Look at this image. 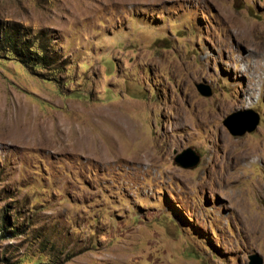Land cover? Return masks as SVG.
<instances>
[{
    "label": "rangeland",
    "instance_id": "374dc122",
    "mask_svg": "<svg viewBox=\"0 0 264 264\" xmlns=\"http://www.w3.org/2000/svg\"><path fill=\"white\" fill-rule=\"evenodd\" d=\"M0 36V107L51 137L0 129V264L264 261V0H0Z\"/></svg>",
    "mask_w": 264,
    "mask_h": 264
},
{
    "label": "bare ground",
    "instance_id": "6f19581e",
    "mask_svg": "<svg viewBox=\"0 0 264 264\" xmlns=\"http://www.w3.org/2000/svg\"><path fill=\"white\" fill-rule=\"evenodd\" d=\"M5 108L0 107V129H1V127L6 128V129H9L10 132H11V133H9V135H11L10 138L15 139L16 141L18 140L19 143L20 142H25L26 143V142L30 141V142L36 143L38 145L39 144L40 145L41 144H44L45 145V144H48L50 142V138L51 137H50L49 126H47V125H42V126H39L38 125L37 126L36 123L33 122V120L25 119V118L22 119L20 116L19 117H14V116L11 115V113L8 116H6L7 115V112H6ZM225 108H228V106H225ZM27 110H28V108H27ZM28 112H29V110H28ZM108 117L110 118L112 124L115 127H117V129H118V134H116L115 137H113V140H115L116 142H117V140L120 141L119 139L122 138V135H123V137H127V138H130L131 136L132 137H135V135L134 136L132 135L133 134V128H132L131 122L126 118V115L125 114H123L122 112H120L118 110H113V112L109 113V116ZM182 120H184V118ZM53 125H54V123H53ZM51 129H52V127H51ZM3 133H4L3 130H0V139L1 138L3 139V136H4ZM70 134L73 135L74 142L72 144H69V145L70 146L72 145L71 147L74 148V149H76V150L80 149L79 146H81L82 141H79L78 140V134L76 132H72ZM6 136H4V137H6ZM63 136H64V134H63ZM68 136H69V134L66 135L67 138H68ZM88 137L85 140V142L87 141L88 143H90L89 146L90 145L95 146V144L93 143V140L91 141L90 138H88ZM128 140H130V139H128ZM66 142H68V141H66ZM228 143H229V145H231V143L229 142V139H228ZM52 144H53V142H52ZM65 147H68V146L65 145ZM65 147H64V149H65ZM74 149H72V150H74ZM93 150H94V148H93ZM144 157L147 158V159H150L151 158V152H150V150H148V151L146 150Z\"/></svg>",
    "mask_w": 264,
    "mask_h": 264
},
{
    "label": "water",
    "instance_id": "95a60500",
    "mask_svg": "<svg viewBox=\"0 0 264 264\" xmlns=\"http://www.w3.org/2000/svg\"><path fill=\"white\" fill-rule=\"evenodd\" d=\"M198 90L206 97H210L213 94L211 87L206 84H199ZM243 114L246 115V117L243 116ZM240 122L242 123V128H239ZM259 123L260 116L252 110L244 113L232 114L224 122L230 132L236 136H243L247 132L255 131ZM176 162L184 168H194L199 164L200 156L197 155L194 150L187 149L182 154L178 155ZM250 264H264V261L259 254H254L250 256Z\"/></svg>",
    "mask_w": 264,
    "mask_h": 264
},
{
    "label": "trees",
    "instance_id": "16d2710c",
    "mask_svg": "<svg viewBox=\"0 0 264 264\" xmlns=\"http://www.w3.org/2000/svg\"><path fill=\"white\" fill-rule=\"evenodd\" d=\"M1 39V36H0V42L1 43H3L2 45H8V48H7V50L10 52H15V50H14V45H16L15 44V41L13 40V41H10V40H8V41H4V40H2ZM14 43V44H13ZM5 224V220H4V218L2 219L1 218V216H0V239H2L3 237H2V233L4 232V228H3V225Z\"/></svg>",
    "mask_w": 264,
    "mask_h": 264
}]
</instances>
